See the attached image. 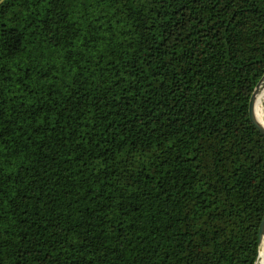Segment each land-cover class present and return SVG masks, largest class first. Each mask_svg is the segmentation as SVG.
<instances>
[{
	"label": "trees",
	"instance_id": "16d2710c",
	"mask_svg": "<svg viewBox=\"0 0 264 264\" xmlns=\"http://www.w3.org/2000/svg\"><path fill=\"white\" fill-rule=\"evenodd\" d=\"M55 4L0 0V264H255L264 0Z\"/></svg>",
	"mask_w": 264,
	"mask_h": 264
},
{
	"label": "water",
	"instance_id": "95a60500",
	"mask_svg": "<svg viewBox=\"0 0 264 264\" xmlns=\"http://www.w3.org/2000/svg\"><path fill=\"white\" fill-rule=\"evenodd\" d=\"M264 88V76L262 77V79L257 83L252 95H251V98H250V101H249V107H248V115H249V119H250V122L253 124V126L261 133L264 135V131H262V127L259 125L258 126V123H257V118H256V121H254L252 119V97L255 95L256 96V104H257V99H258V90ZM256 104H255V112L257 113V108H256ZM263 239H264V215H263V218H262V222H261V226H260V230H259V246H258V256H257V260H256V263L255 264H258V260H259V257H260V247L262 245V242H263Z\"/></svg>",
	"mask_w": 264,
	"mask_h": 264
},
{
	"label": "snow or ice",
	"instance_id": "6c2138e0",
	"mask_svg": "<svg viewBox=\"0 0 264 264\" xmlns=\"http://www.w3.org/2000/svg\"><path fill=\"white\" fill-rule=\"evenodd\" d=\"M64 3H65V0H56L55 7H56L57 9H59V8L63 7ZM153 3H154V0H153ZM51 6H52V5H50V7H51ZM14 54H15L14 51H9V52H7V53H0V58H3L4 56H12V55H14ZM137 83H138V81H137ZM257 94H258V95H261L262 97H264V88L258 90V93H257ZM251 103H252V119H253L254 121H256V112H255L256 96H255V95L252 97V101H251ZM0 115H3L2 111H0ZM257 123H258V126H259V123H260V122L257 121ZM262 131H264V128H262ZM2 134H3V133L0 132V135H2Z\"/></svg>",
	"mask_w": 264,
	"mask_h": 264
},
{
	"label": "bare ground",
	"instance_id": "6f19581e",
	"mask_svg": "<svg viewBox=\"0 0 264 264\" xmlns=\"http://www.w3.org/2000/svg\"><path fill=\"white\" fill-rule=\"evenodd\" d=\"M263 103H264V97H262L261 95L258 96L257 99V104H256V108H257V113H256V118L257 121H259V125L264 128V108H263ZM263 111V112H262ZM258 264H264V239L262 242V245L260 247V257L258 260Z\"/></svg>",
	"mask_w": 264,
	"mask_h": 264
}]
</instances>
